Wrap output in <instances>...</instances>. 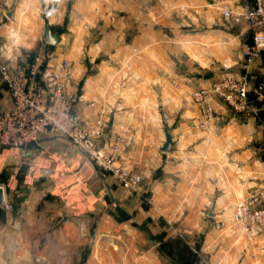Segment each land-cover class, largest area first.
<instances>
[{
  "label": "crops",
  "instance_id": "0c3cea01",
  "mask_svg": "<svg viewBox=\"0 0 264 264\" xmlns=\"http://www.w3.org/2000/svg\"><path fill=\"white\" fill-rule=\"evenodd\" d=\"M224 2L241 12L250 0H0L2 61L13 67L40 47L69 59L77 113L93 119L104 106L99 143L120 135L121 164L142 177L126 193L57 134L0 146L13 206H0V264H264V230L232 222L239 200L264 201V60L246 63L252 31L222 16ZM225 74L247 75V112L215 94L193 99ZM10 105L0 82V107Z\"/></svg>",
  "mask_w": 264,
  "mask_h": 264
},
{
  "label": "built area",
  "instance_id": "2783aa9c",
  "mask_svg": "<svg viewBox=\"0 0 264 264\" xmlns=\"http://www.w3.org/2000/svg\"><path fill=\"white\" fill-rule=\"evenodd\" d=\"M220 10L224 18L245 22L252 31V43L242 49L246 63L255 58L264 60V0H250L242 6L241 12L233 11L224 2ZM49 60L48 53L41 47L30 60L13 67L4 63L0 55V82L11 98L9 107H0V146L23 147L36 142L43 133L61 135L83 151L102 175L109 174L126 193L139 192L140 173L120 161L122 137L117 135L105 145L99 143L109 126L105 107L101 106L93 119L78 114L76 105L80 96L71 87L70 60L65 57ZM209 94L218 96L234 112L249 109L246 74H225L212 81L208 88L195 90L192 96L196 102H202ZM258 97L264 106V84ZM212 113L209 107L205 108L198 126L206 127ZM3 206L7 212L13 210L7 202ZM232 222L245 234L253 228L264 230V201L261 202L256 193L239 200L233 209ZM222 225L221 221L214 222L215 227Z\"/></svg>",
  "mask_w": 264,
  "mask_h": 264
},
{
  "label": "water",
  "instance_id": "95a60500",
  "mask_svg": "<svg viewBox=\"0 0 264 264\" xmlns=\"http://www.w3.org/2000/svg\"><path fill=\"white\" fill-rule=\"evenodd\" d=\"M11 12L7 13L6 15L9 16ZM44 38L46 42L50 44H54L57 41V36L54 32H51L50 27L48 25L44 28ZM170 147V136L168 134L165 135V142L161 148L162 151H167ZM4 203V195L2 187L0 186V206H3Z\"/></svg>",
  "mask_w": 264,
  "mask_h": 264
},
{
  "label": "rangeland",
  "instance_id": "374dc122",
  "mask_svg": "<svg viewBox=\"0 0 264 264\" xmlns=\"http://www.w3.org/2000/svg\"><path fill=\"white\" fill-rule=\"evenodd\" d=\"M98 25H96V27H97ZM97 28H99V27H97ZM102 28H99V30H101ZM93 36H98V34H94ZM47 53H48V59H51V60H49L50 62H53V61H55L56 60V55H54V54H52L51 52H48L47 51ZM66 58V57H65ZM106 134V133H105ZM105 137V136H104ZM103 139V138H102Z\"/></svg>",
  "mask_w": 264,
  "mask_h": 264
},
{
  "label": "trees",
  "instance_id": "16d2710c",
  "mask_svg": "<svg viewBox=\"0 0 264 264\" xmlns=\"http://www.w3.org/2000/svg\"><path fill=\"white\" fill-rule=\"evenodd\" d=\"M44 63H45V62H43V63H42V66H41V68H43V66H44Z\"/></svg>",
  "mask_w": 264,
  "mask_h": 264
}]
</instances>
